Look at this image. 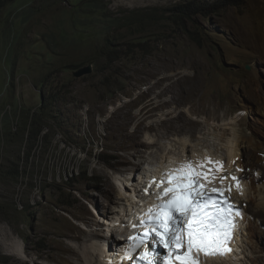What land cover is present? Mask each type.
I'll return each mask as SVG.
<instances>
[{
    "label": "rangeland",
    "instance_id": "1",
    "mask_svg": "<svg viewBox=\"0 0 264 264\" xmlns=\"http://www.w3.org/2000/svg\"><path fill=\"white\" fill-rule=\"evenodd\" d=\"M79 1L12 0L0 7V229L20 239L26 253L23 259L12 255L1 233L0 264L70 262L75 255L63 246L78 247L75 235L100 224L106 230L107 219L123 217L104 189L118 188L119 177L129 185L143 173L132 164L121 173L136 137L157 141L158 148L139 147L144 155L151 149L167 154L173 142L189 140L186 154L205 150L224 165L230 130L218 140L217 125L238 122L264 142V118L247 102L244 87L251 83L264 95V0H227L218 12L184 23L169 9L192 0H103L101 10L73 11ZM108 51L113 55L107 57ZM88 65L90 73L74 76ZM62 143L78 154L65 155L70 150ZM238 159L241 168L256 162L247 144L239 147ZM263 160L258 171L264 175ZM247 173L255 177L251 169ZM263 179L247 178L253 192ZM239 203L259 232L253 240L264 258L260 200ZM93 240L103 248L101 238Z\"/></svg>",
    "mask_w": 264,
    "mask_h": 264
},
{
    "label": "bare ground",
    "instance_id": "2",
    "mask_svg": "<svg viewBox=\"0 0 264 264\" xmlns=\"http://www.w3.org/2000/svg\"><path fill=\"white\" fill-rule=\"evenodd\" d=\"M262 52H264V49ZM244 85H245L244 87H246L245 90H246L247 102L254 103L257 106L258 113H260L264 118V95L262 96L259 93L258 86L253 88L252 84L247 83V82ZM208 104L209 106L217 107L215 106L216 105L215 102H208ZM190 123H192L193 127L196 126L195 122L191 121ZM207 124H209L212 130L214 129L212 125L208 123V121H207ZM148 128L155 129L156 126L155 127L149 126ZM173 129L175 132L181 131V129L177 127ZM189 130L192 132L191 136H193L194 129L189 128ZM215 130L222 131L220 133L216 132L217 134L213 132L215 134L214 137H217L218 140L221 139L220 137H224L225 132H226L225 130H230V137L227 138V141L225 143L223 142L224 144H226L224 146L225 149L226 147L228 149V156H226L228 157L227 163L225 165L224 163H222L223 164L222 172L217 173V172H214L213 170L214 174L223 175L224 177H227V179L223 180V185L225 183H227L228 185H231V191L229 192L224 186L223 188L225 189L226 192L230 194L231 197H234L236 202L239 203L242 200L252 201L253 199L257 198L260 200V204L257 203L259 205L257 212L264 213V182L262 183V185H260V187L257 186L258 188L255 189L257 194L252 191L253 186H252V182H250V181H258L260 183V180L262 181V179L264 178V175L260 171H258L260 170L259 163L262 159H264V142L258 139V136L256 135L255 131L247 132L245 128L242 127L238 122L236 123V122H231V121H227V122L224 121L222 124L217 125V128ZM132 136L133 137L137 136V134L135 135L132 134ZM187 143H186V140H183L181 142L179 141V143L176 141L173 142L172 144H170L171 147L168 148L167 154L164 153L165 155L162 153L159 154L157 152L158 149H155V150L151 149L148 155H144L142 150L139 147L141 145H146L148 147L156 146L158 148L157 141H154V140L141 141L138 139V137H136L135 140L133 139L132 145L134 146L135 149L131 153L132 159L122 160V163H124L126 167L121 169V173L128 172L131 169L130 164H132V166H134V169L136 170L142 169L143 173H140L137 180L133 177L132 179L133 181L129 185L124 184V182L122 181L120 177L116 178V182L119 184L118 188L116 187L117 191H115L116 188H114L112 184H109L104 189L105 195L108 196L111 199V201L115 202L117 205L120 206L121 211L123 212L122 213L123 217H120L119 220L115 219L114 217L107 219L109 223L106 222L105 224H107V228L110 229L109 235H106L104 233L105 228H103L104 226L102 227L101 224L98 229L94 230V229H90V227H87V229L81 232V234L75 235L74 240L78 244V247L76 246L73 247L69 245L63 246L64 250L70 252L72 255H75V257L73 258V260H70V262H65V263L61 261L60 262L63 264H104L103 261L105 260V258L108 259L109 261H112V257L110 255H112L115 250L114 246L116 243L114 242L120 240V237L116 235V232L118 234L122 233V235L125 233V230L128 228V224L131 223V221H129V215L131 213L135 211L137 214H141L140 211L135 209L137 208L135 207V204L139 203L140 198H153L154 196V192L157 189L155 184H152L151 187L148 188L147 193L145 192V189L147 188V184L150 182L151 178H154V180L156 179L155 181L158 182L162 174L166 173V171L170 170V168H172L173 166L179 167L185 161H191L192 164L194 163L196 164L199 162V160L201 161V159L203 160L204 158H208V156L204 154L205 150L202 151L203 153L201 154H203L202 156L203 158H201V154H199L200 152L199 153H197L198 151L195 152L197 149L195 150L194 147H193L194 149L190 152L192 153V155L186 154L185 152L188 151V146H189V144ZM220 143L218 142V144ZM178 144L180 145L179 147H178ZM201 144H204V143L201 142ZM243 144L244 145L247 144L250 147V149L253 150V153H254L256 162L254 163L250 162V166H249L250 168L245 167V166L241 168V165H240L241 162H239V159L241 157L238 159L239 147L240 146L243 147ZM221 145L223 144L221 143ZM65 146H66L65 143H62L61 149L66 148V150H70V152L65 153V155L67 154L68 156L72 158V154H78L75 146L74 147H71V146L65 147ZM202 146L201 148H204L205 145L203 147ZM161 148L162 146H159V150H161ZM177 149L179 150L176 151ZM213 155L214 154H212V157ZM139 158H143V159H139ZM150 158H153L157 161L155 162L152 161L151 163L152 166H150L149 168L143 167L144 161L146 162ZM134 160L135 161L137 160V162H135ZM206 161L207 160H205V162ZM241 161L243 160L241 159ZM75 162L76 161H74V163ZM218 162H222V161L220 160ZM202 163L203 162L201 163L199 162L198 165ZM253 167L255 168V171L257 170V172L252 170ZM78 168L79 167L76 168V171H78ZM214 168H216V165ZM250 169H251V174H253L255 177H258V179L255 177L248 176L247 171ZM257 174H259V176ZM233 176L239 178V188H237L235 182L231 180V177ZM247 178L250 181L249 180L247 181ZM140 188H143V191H139ZM136 199L138 201L135 202ZM118 201H122V203H119ZM244 209H245L246 216L245 218H243V220L240 222V225H239L242 231L241 233L237 234L239 236L237 238V241L236 242L234 241L232 243L234 245L232 252L218 259H212V258H217V257L212 256L211 258L205 259L202 264H262L261 262H263L264 260L263 255L260 254V252L257 249V245L255 244V241L253 240L254 238L259 237V232L256 230L255 226L252 225L250 215L247 212V209L245 207ZM103 213L104 215H106V212H103ZM105 217H108V215H106ZM125 217H126V220H125ZM112 225L114 226L111 228ZM115 226H117L119 230H117ZM1 233L4 236L3 237L4 244L7 246V248L9 247L13 249L11 254L18 257L19 259H23L26 253L19 241L20 239L18 240V238L10 236L9 232L5 228L0 229V234ZM96 238H101L104 241V243L106 242L107 247L104 248V246L106 245L103 244V248H101V246L97 244L96 241L93 240ZM112 244H113V247H112ZM247 246L250 247V250L248 253H245ZM241 248H243V250ZM121 257H122V254L121 255L119 254L117 255L116 259L119 260L121 259ZM239 261H242V263H237Z\"/></svg>",
    "mask_w": 264,
    "mask_h": 264
},
{
    "label": "snow or ice",
    "instance_id": "3",
    "mask_svg": "<svg viewBox=\"0 0 264 264\" xmlns=\"http://www.w3.org/2000/svg\"><path fill=\"white\" fill-rule=\"evenodd\" d=\"M206 160L208 165H216L215 172H222V162ZM200 177L206 184L216 180L223 184L227 179L214 174L212 167L198 172L191 161H185L162 174L158 182H151L159 190L158 202L140 220L144 230L125 241L122 259H128L130 264H198L193 253L215 256L230 251L227 245L236 227L235 217L242 213L224 196L223 187L209 192ZM231 180L239 188V178L233 176ZM227 190L231 191V185ZM141 248L144 250L139 251Z\"/></svg>",
    "mask_w": 264,
    "mask_h": 264
},
{
    "label": "clouds",
    "instance_id": "4",
    "mask_svg": "<svg viewBox=\"0 0 264 264\" xmlns=\"http://www.w3.org/2000/svg\"><path fill=\"white\" fill-rule=\"evenodd\" d=\"M193 166L196 168V170L198 172L199 171H205L206 172L207 169H208V167L206 165H205L204 169H201L200 168V165H198V163H196V164L194 163ZM176 168H178V166H173L172 168H170V170H173V169H176ZM170 170H167L166 173L169 172ZM153 180H154V178H151L150 182H152ZM150 182L147 184V189L149 188V185L151 184ZM200 183L202 185H205L207 191H209V192H211V190L213 188H217L218 189V188H221L223 186L226 187V189L229 188L228 187L229 185L227 183H225L223 185V184H221V182L219 180L218 181H213V183H211V184H206L205 181H204V179H203V177H200ZM139 191H143V188H140ZM158 191H159L158 189L155 190L153 198H140L139 197L140 200H139V203L138 204H135V207H137L135 209L138 210V211H140L141 214H137L134 211L133 213H131L129 215V221H131V223L128 224V228L125 230V233L123 235H122V233L120 234V236H119L120 237V240L114 242V243H116L115 246H114L115 250H114V253L112 255H110L112 257V261H109L108 259L105 258L106 261L105 260L103 261L104 264H110V262H111V264H130V261L128 259H122V257H121V259L117 260L116 257L119 254L120 255L122 254V256H123V253H124V250H125V241H127V239H128L129 236L136 235V234H138V233H140V232H142L144 230L142 227L139 226V222H140V220L142 218H145L144 214L146 213L147 209L149 207H152L153 205H155L158 202L157 199H156V196H157ZM224 196L229 199V202L231 204H233V205H235V206H237L239 208V210L242 213V215L235 217L236 227L233 230V232H232V238H231L230 242L227 245V247L230 248V251L225 252L223 255H215L213 257H217V258H212V259H218L220 257H224L227 254H229V253L232 252V249H233V246H234L232 243L234 241L235 242L237 241V238L239 237L237 234L238 233H241V231H242V229L239 226L240 225V222L246 216L244 207H242L238 202H236L235 199L232 198L228 192L224 191ZM136 201H138V200L136 199L135 202ZM105 221H107V220H105ZM133 225H136V227L134 228ZM113 226L114 225H112L111 228ZM238 226H239V228H238ZM115 228L117 230H119L117 226H115ZM106 230H105L104 233L106 235H109L110 229H108L106 227ZM105 245L106 246H104V248L107 247V243L106 242H105ZM143 250L144 249L141 248L139 251H143ZM158 251H163V250L162 249H158ZM136 254L137 253H132V255H136ZM211 257L212 256H205L203 253H193V258L198 261V264H202L205 259L211 258Z\"/></svg>",
    "mask_w": 264,
    "mask_h": 264
},
{
    "label": "trees",
    "instance_id": "5",
    "mask_svg": "<svg viewBox=\"0 0 264 264\" xmlns=\"http://www.w3.org/2000/svg\"><path fill=\"white\" fill-rule=\"evenodd\" d=\"M8 1H12V0H0V7L4 6L6 4V2H8ZM79 2H82V3H80V5H77L76 7H74L73 11H75L79 7H80V9H82L83 7L92 8L93 11L101 10V8H102L101 3L103 2V0H80ZM218 2H219L218 6L216 8H212L210 6L209 7L205 6L203 3H197L196 1L192 0V1H189L188 3H182V4H179L177 6H174V7L170 8L169 11L171 12V15L176 20H178L177 22L184 23L187 20L193 19L194 16L197 14H203V16L207 17L209 13H206V11H210L211 13L218 12L220 9L223 8V6L227 2V0H218ZM230 3L231 2H228V4H230ZM75 27H77V26H75ZM188 31L189 30H187V32ZM192 39L197 41L195 36L192 37ZM111 55H113V53L111 51H108L107 57H109ZM113 58H115V57H113ZM111 59H112V57H111ZM45 106L46 105L44 103V107ZM41 128H42V126L39 125L36 129H33V131L31 132V139H34L36 137V135L41 130Z\"/></svg>",
    "mask_w": 264,
    "mask_h": 264
},
{
    "label": "water",
    "instance_id": "6",
    "mask_svg": "<svg viewBox=\"0 0 264 264\" xmlns=\"http://www.w3.org/2000/svg\"><path fill=\"white\" fill-rule=\"evenodd\" d=\"M91 68H92V67H91L90 65L85 66V67H83V68H81V69L75 71V72H74V76H76V77H81V76H83V75H86V74H88V73L91 72Z\"/></svg>",
    "mask_w": 264,
    "mask_h": 264
},
{
    "label": "built area",
    "instance_id": "7",
    "mask_svg": "<svg viewBox=\"0 0 264 264\" xmlns=\"http://www.w3.org/2000/svg\"><path fill=\"white\" fill-rule=\"evenodd\" d=\"M17 104H20V103H17ZM21 108V107H20ZM9 112H11L12 113V111L14 112V108H10V109H7ZM8 114V113H7ZM9 115V114H8ZM8 115H5V116H7L8 117ZM8 122H10L9 120H8ZM12 127V126H11Z\"/></svg>",
    "mask_w": 264,
    "mask_h": 264
}]
</instances>
